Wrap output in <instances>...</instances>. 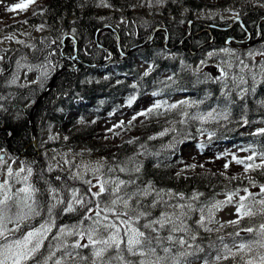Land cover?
Masks as SVG:
<instances>
[{"label":"trees","instance_id":"16d2710c","mask_svg":"<svg viewBox=\"0 0 264 264\" xmlns=\"http://www.w3.org/2000/svg\"><path fill=\"white\" fill-rule=\"evenodd\" d=\"M154 1L155 4H151V0H105L110 5L106 7L101 0H44L42 11L28 18L27 22L37 31L32 35L31 51L29 46L24 51L29 61L44 64L45 68L38 69V80L26 86L8 85L5 74L0 73V147L7 148L10 153L26 155L24 162H29L35 169L32 177L38 182L40 203L49 188L56 185L54 182L60 172L46 161V149L52 147L97 150L105 167L112 168L131 169L135 166L129 164L130 160L138 159L136 165L141 171L135 175L140 177L137 183L141 187L150 183L158 190L182 193L184 199L198 195V199L193 200L198 204L247 185L243 175L231 168H212L209 157L222 156L224 152L231 155L236 166L239 164L234 157L245 159L246 163H260L258 154L264 151V134H259V129L246 130L259 123L264 128V105L260 103L264 101V78L251 88H243L249 92L241 99L239 90L228 84L225 87L222 80H216L194 64L212 33L215 41L219 39L218 42L223 43L227 35L245 33V29L237 24L226 31L209 30L205 25L193 22V33L186 34L189 21L195 19L198 12L212 16L210 12L225 7L239 9L246 27L256 34L257 21L264 17V7L257 5L256 0ZM157 26L167 30L169 44H177L187 36L178 52L165 48V31H158L153 42L129 51L147 40ZM262 26L264 29V24ZM10 28V24L0 27V41ZM14 28L18 29L17 26ZM126 52L130 53L126 55ZM240 58L246 59L247 63L251 59L244 54ZM145 63L146 68L142 66ZM229 91L231 95L225 97L223 93ZM180 94L184 96H178ZM226 99L233 101L228 106L227 120L219 116L193 119L207 116L213 109L216 116L225 109ZM129 100H132L131 104ZM150 100L165 102L158 110L159 115L154 112L144 116L145 120L141 122L129 124L128 120L123 123V129L130 135L127 140L100 142L98 135L102 133L100 121L103 117L132 114ZM201 100L204 102L196 104ZM178 101L188 103L168 109V105ZM182 112L188 115L183 116ZM245 119L247 124L243 123ZM51 124L55 125L58 134L41 142L46 126ZM161 132L166 134L161 136ZM190 150L194 153L192 156L187 155ZM234 152L235 156L232 155ZM237 152L248 154L243 156ZM254 152L257 154L255 159L247 161ZM117 173L122 179L130 177L127 171ZM248 173L255 177L256 183L264 184V170H249ZM71 182V193L73 189L84 193L80 187L82 182L73 179ZM233 183L236 187L231 186ZM148 200L147 197L145 203ZM56 212V219L57 214L59 217L56 226L73 224L83 217L79 206L74 213L65 212L61 216ZM238 218L225 220L211 231L197 235L194 246L204 249L198 253L201 257L198 261L204 264L207 259L212 264L217 252L222 250L221 237L227 245L245 241L254 234L243 229H258L257 226L264 222L256 216L240 218L238 225L228 223ZM236 232L240 235H230ZM75 239L68 237L67 240L71 244ZM82 251L84 255L88 254L87 249ZM219 264H232V261L221 260Z\"/></svg>","mask_w":264,"mask_h":264},{"label":"snow or ice","instance_id":"6c2138e0","mask_svg":"<svg viewBox=\"0 0 264 264\" xmlns=\"http://www.w3.org/2000/svg\"><path fill=\"white\" fill-rule=\"evenodd\" d=\"M34 2L35 0H27V3L13 5L9 10H27L28 6ZM156 2L161 3L164 0H156ZM101 3L103 6H110L105 3V0H101ZM209 55L211 56L212 53ZM2 59L3 57H0V60ZM241 63L243 62L241 61ZM228 67L231 68L232 65L229 64ZM244 67L247 68L248 66L245 65ZM221 72L222 76L215 79L222 80L227 87L229 74L224 69H221ZM249 74L254 81L257 74L251 70ZM260 74L264 78V67H261ZM232 79L236 87L247 83L242 75L233 76ZM251 90L254 91V89ZM248 92L249 89H241L240 98L243 99ZM156 94L153 93V95ZM223 95L229 97L231 92H225ZM131 102L132 100H129V104ZM203 102V100L197 101L196 104ZM164 103L156 102L137 115L146 116L154 112L159 115L158 110L164 107ZM186 103L188 101H178L168 105V109H176ZM232 103V100L226 99L225 109L217 113L216 116H214L216 110L213 109L207 113V116H195L193 119H216L219 116L227 120L230 114L228 106ZM260 103L264 105V101H260ZM181 115L187 116L188 113L182 112ZM132 119L135 120L136 116H133ZM128 123L131 124V121ZM243 123L247 124L248 121L245 119ZM109 130L111 131V129ZM258 133L264 134V128L259 129ZM165 134V132H161L159 135ZM256 155L254 152L246 160L253 161ZM258 155L262 159L260 163L255 164L246 163L245 159L235 157L234 159L236 163L244 165L246 171L264 170V151ZM84 167L86 171H91L95 175L101 173L104 166L98 164L92 169H89L87 165ZM190 167H195V165H190ZM227 167L228 164H225V168ZM24 171L25 169H20V172ZM119 171L122 173L127 171L130 178L126 180L119 176L114 177L111 174L115 172V169L109 167L107 169L108 175L106 177L97 176L96 183L92 184L91 180H84L80 172H77L70 179L82 180L89 185L83 194L80 193L79 189H73L70 201L65 202L63 198L58 196V189L50 188L51 199L55 203L47 202L45 205H41L37 199V193L40 190L27 183L28 177L32 175L31 169H27L28 174L22 177L25 181V187L12 195L6 191L3 198H0V264H191L189 257L200 259L198 253H202L204 249L199 245H195L193 248V245L189 243V240H196L197 234L186 224L189 217L185 209L192 211V204L177 203L170 205L173 207L172 212L161 211L159 216H154L152 209L168 203L161 196L163 190L154 189L150 183L141 187L137 183L140 177L135 175L140 173V167L131 169L120 167ZM12 175V169L9 168L8 176L11 177ZM56 179L60 180L61 178L56 177ZM9 187L7 180L0 183V189H8ZM93 188L96 190L93 191ZM259 188L260 191L255 194L245 189L247 195L240 197L241 202L236 210L239 218L228 221L229 224L238 225L240 218L251 219L260 216L264 219V184L260 185ZM21 193L24 195L21 196ZM168 195L170 199L173 197H178L180 200L184 199L182 193H170ZM149 196L153 197L152 200L145 203ZM255 196L261 198L257 200ZM192 199H198V195H193ZM245 201L248 202L245 203ZM231 202L232 196H229L226 201H219L212 207L218 209L221 205ZM61 205V213H74L79 206L83 211V217L73 228L58 227L57 231L52 233L53 227H56L53 213ZM45 210L48 217L46 222L27 232L22 230L25 226L30 227L27 221L40 216L41 212ZM201 213H203V209H201ZM85 221H89V223L85 224ZM204 223L203 216L196 221L200 227H203ZM9 224H14V227L9 228ZM205 230L211 231V229ZM243 231L255 233L258 238L241 242L233 250L227 244H223L221 237L222 252L214 257L212 264H219L221 260H231L232 264H264V253L257 251L253 254L254 248L257 246L259 250H264V222L259 224L258 229L248 227ZM16 233L20 235L17 236ZM162 233L164 234L162 235ZM177 233L180 235H176ZM185 235L188 236V239L185 238ZM230 235L239 236L240 233L236 232ZM67 237H75L76 239L69 244ZM46 240L48 241L47 245L45 244ZM85 249L88 250L87 255L83 254L82 250ZM189 249L192 250L189 251ZM204 264H209V261L204 259Z\"/></svg>","mask_w":264,"mask_h":264},{"label":"rangeland","instance_id":"374dc122","mask_svg":"<svg viewBox=\"0 0 264 264\" xmlns=\"http://www.w3.org/2000/svg\"><path fill=\"white\" fill-rule=\"evenodd\" d=\"M213 2V1H210ZM259 2L264 6V0H259ZM27 3V0H0V27L5 24L11 25V30L8 31L4 39L0 41V57H3L2 60H0V73L3 72L6 76V80L9 78L11 79V83L21 86L29 85L35 81L38 80L39 72L38 69H44V64H34L33 62L29 61L27 58V54L25 53V48L29 46V51H31V43H32V35L37 31V28H33L30 23L27 22L28 18L32 16V14H35L36 12L42 11L44 8V0H35L34 3L30 4L27 8V10H21V9H15V10H9L11 6L16 4H22ZM151 4H155L154 0H151ZM145 5H148L146 3ZM154 8V7H152ZM217 12L210 14L212 17L216 15ZM203 14H206L205 12ZM232 15V17H236V15L232 12H224L221 15L222 19H227L228 15ZM218 16V15H217ZM15 26L18 27L14 28ZM31 26V27H30ZM10 37V38H9ZM20 41H23V43H20ZM245 51H235L234 49L226 48L223 49L222 52L226 54H232L236 53L235 56H240L242 53L247 54L252 58L249 66L247 68H243V72L245 74H237V72L232 73L229 69L228 65L231 64L232 67L234 66L232 63L227 62V58L221 55L219 56V52L216 50H212V48L207 49L203 52L204 57L198 58L195 61V64L199 67H202L204 71H207L209 74H211L213 77H219L222 76L221 69H224L228 74V82L234 83L232 77L233 76H240L242 75L245 80L249 81L250 78V70L251 72L255 69V65H258L259 70H261V67L264 65V43L258 45V44H252L247 46ZM209 53H212L210 56ZM202 54V53H201ZM37 58L39 55H36ZM202 56V55H200ZM13 59V60H12ZM229 59V58H228ZM10 60H12V63H10ZM203 61V63H201ZM9 63L4 66V64ZM144 68L148 67V65L142 64ZM215 67V70L213 69ZM44 72L43 70H41ZM238 82V81H237ZM239 86H242L240 84ZM182 95V94H181ZM179 96V95H178ZM183 96V95H182ZM160 102L158 101H152L150 100L148 103H144V105L139 106L135 113L123 115L121 113L116 116H106L103 117L100 121V131L102 133H99L98 138L100 139V142H122L124 140H127L130 138V135L127 134V132L123 129V123H127L128 120L134 123L141 122L145 120L144 116L137 115V113H140L146 109H148L150 106H152L154 103ZM139 111V112H138ZM133 116H136V119L133 120ZM115 126V127H114ZM259 128H262L263 124L257 125ZM111 129V131L109 130ZM58 131L56 130L55 125H47L45 128V133L41 137V142H43L45 139H48L51 135H57ZM67 148L65 146L62 147H52L50 149H46L47 151V157L46 161L50 165L51 168L54 170H66L69 173H66L65 176H63L62 181L59 183L58 186H51L50 188H56L58 189V195L62 197L65 202L70 201L71 199V189L70 186L73 185V182H71L70 177L74 176L75 173L80 172V174L83 176L84 180H91L92 184L96 183V177H106L108 175L107 169L110 167H105L104 160L100 156V154L97 152V150L94 149H72ZM71 150V151H70ZM6 152L7 156L5 159L0 158V183H4L5 180L8 181L10 187L8 189H0V198H3L5 192L9 195L15 194L19 189L25 187V181L22 179V177L26 176L27 169H31L32 175L28 177L27 183L33 185L35 188H37L36 182L33 181V175H35V169L32 167V165L27 162L25 163L23 159L16 158L11 154H8L7 150L3 147H0V154ZM222 156H212L209 157L211 164L213 165V168H220L225 167V164H228L227 168H231L235 172L241 173L245 180H247V185H245L246 189L249 192L252 193H258L260 191L259 186L262 185L260 183L255 182V177L251 176L248 172L245 170L244 165L239 164L235 165L234 160L232 159L231 155L229 154H223ZM194 153L192 150L187 152L188 156H192ZM237 154H243V156L247 155L248 153L244 152H237ZM235 156V152L232 154ZM198 158L201 159V157L198 156ZM258 160V159H256ZM138 159H131L129 164L137 166ZM98 164L103 165V169L101 170V173L93 174L91 171H86L85 165L88 166L89 169L95 168ZM120 167L124 166H116L113 167L115 169V172L111 175L118 174ZM12 169L13 175L11 177L8 176V169ZM112 168V167H111ZM127 168V167H126ZM20 169H25L24 172H20ZM19 173V175H17ZM119 175V174H118ZM122 177V176H121ZM123 178V177H122ZM82 182V185L80 187H83V192L87 190L89 185L85 184L82 180H77ZM245 187H241L240 189H237L236 191H233L232 193H226V194H219L217 195L212 201H210L207 204H196L195 201L192 199H184L180 200L178 199V203H190L192 204V211H188L185 209L188 215V219L186 220V224L191 228V230L197 234L207 232L205 229H212L217 223H221L225 220H231L234 219L236 216H238L237 213V207L239 205L240 197L246 196L247 192H245ZM49 188V189H50ZM93 191L96 189L93 188ZM80 191V190H79ZM170 194V193H168ZM21 196L24 195V193L20 194ZM229 196H232V202L231 203H225L221 205L218 209L213 208L212 206L216 204L219 201H226ZM47 197L51 199L50 192L48 190ZM175 198V197H173ZM172 198V199H173ZM260 196H255V199H260ZM164 199L168 201V203L165 205V210L162 211L166 212H172L173 207L170 205H175L177 203H170L169 195L164 196ZM251 199V198H250ZM39 200V199H38ZM50 202V201H49ZM248 201H245L247 203ZM51 203H55L54 200H52ZM41 205H45V203H42ZM60 207L58 206L55 211L56 213H59V215L62 216L63 213L60 212ZM201 209H203V213H201ZM203 216V219L205 221L204 226L200 227L196 224L197 220H200ZM53 218L56 221L58 220V214L57 219L56 216L53 214ZM48 219L46 211L44 213L41 212L40 216H36L29 221H27V224L30 225V227L25 226L23 227V231L27 232L31 230L32 228L39 227L41 223L46 222ZM79 222H75L73 224H66L62 225L59 223L56 227H53L52 233H55L57 231L58 227H66V228H73L76 226ZM89 223V221H85V224ZM9 228H13L14 224H9ZM259 228V225L257 226ZM17 236H19V233H16ZM51 235V234H50ZM176 235H180V233H177ZM185 238L188 239V236L185 235ZM253 238H258L254 236L251 238L248 236L245 241H239L234 242L231 244H228L230 248L235 250V248L239 245L241 242H248L252 240ZM68 239V237H67ZM68 241V240H67ZM190 243V241H189ZM191 244V243H190ZM194 248V247H193ZM192 249H189L191 251ZM257 251H260L261 253H264V250H259L258 246L257 248H254L255 254ZM222 252V250L218 251L217 254ZM216 254V255H217ZM188 259L191 260V264H201L200 261H196L195 258L189 257Z\"/></svg>","mask_w":264,"mask_h":264},{"label":"bare ground","instance_id":"6f19581e","mask_svg":"<svg viewBox=\"0 0 264 264\" xmlns=\"http://www.w3.org/2000/svg\"><path fill=\"white\" fill-rule=\"evenodd\" d=\"M158 28H161V26H158ZM193 30V29H192ZM192 30H190V31H188L187 32V36L191 33H193L192 32ZM239 34V33H238ZM236 35H237V33H236ZM155 36H156V33L154 32V30L151 32V34L148 36V38H147V41H148V43H150V42H153V40H154V38H155ZM185 39H186V36L185 37H183V39L181 40V41H185ZM210 41V40H209ZM201 46H202V44H201ZM207 49H210V46H208V48ZM206 49V50H207ZM222 56H224V57H226L227 58V62H229V63H232L234 66H239L240 68H245L244 66L245 65H247V60L246 59H244V58H240L239 56H235V55H230V54H226V53H222ZM229 58V59H228ZM241 61L243 62V63H241ZM230 72V71H229ZM231 72L232 73H235L236 71H232L231 70ZM238 74V73H237ZM7 84L8 85H10V84H13V83H11V79L9 78L8 80H7ZM14 85V84H13ZM40 98H41V96H40ZM40 98L37 100V102H39V100H40ZM37 139V138H36ZM12 155L14 156V157H16V158H20V159H26V155L23 153V152H21V153H18V154H15V153H12ZM25 155V156H24ZM206 165H208V164H206ZM212 165V164H211ZM136 167H140L139 165H137ZM210 167V166H209ZM212 168H213V165H212ZM141 169V168H140ZM66 170H60V172L57 174L58 175V177H60L61 179L60 180H57V181H55L54 182V184H56V185H53V186H58L59 185V183L62 181V178H63V176H65V174H63L64 172H65ZM66 173H69V172H67L66 171ZM130 178V177H129ZM236 183H233V184H231V186H233V187H236ZM154 189H156L155 187H154ZM245 189H246V187H245ZM158 190V189H157ZM159 190H161V189H159ZM163 190V192H161V196H167L168 195V193H171V191H170V189H162ZM193 197V196H192ZM192 197H187V198H189V199H192ZM149 198V200L146 202V203H148V202H150L151 200H152V196H149L148 197ZM44 200H41L42 201V203H47L48 201H49V198L46 196V198H43ZM214 199V197L213 198H211V199H209L208 201H206L204 204H207V203H209L210 201H212ZM193 200V199H192ZM170 203H178V200L176 199V198H171L170 200ZM168 202V201H167ZM196 204H198V203H196ZM165 205L166 204H162V205H160V206H158L157 208H155V209H152V212H153V215L154 216H159L160 215V212L165 208ZM198 205H200V204H198ZM165 210V209H164ZM255 210V209H254ZM46 211V210H45ZM54 213H55V210H54ZM53 213V214H54ZM164 233H162V235H163ZM197 234V233H196ZM198 235V234H197ZM190 241V243L192 244V245H194L195 243H194V241H191V240H189Z\"/></svg>","mask_w":264,"mask_h":264},{"label":"flooded vegetation","instance_id":"af4514ba","mask_svg":"<svg viewBox=\"0 0 264 264\" xmlns=\"http://www.w3.org/2000/svg\"><path fill=\"white\" fill-rule=\"evenodd\" d=\"M198 19L201 20V19H204V18H203V16L199 15V16H198ZM207 19H208V18H207ZM228 22H229V20H224V21H223V24H221V26H222V27L226 26ZM260 29H262V31H260V36H255V35L252 34V35L249 37L248 40H244L245 37H240V35L237 33V36H238V37H237L236 40L232 43V47H233V48H236V49H243V48H245V47H247V46H249V45L255 44V43L258 44V45L264 43V29H263L262 26H260ZM220 30H223V29H220ZM223 31H226V30H223ZM241 39H243L244 41H242ZM218 41H219V39H217V40L215 41V38H214V35H213V37H212V38L210 39V41H209V43H210L209 46H213V45L219 43ZM226 41H227V40H226ZM226 41L224 40V42H226ZM216 42H217V43H216Z\"/></svg>","mask_w":264,"mask_h":264},{"label":"water","instance_id":"95a60500","mask_svg":"<svg viewBox=\"0 0 264 264\" xmlns=\"http://www.w3.org/2000/svg\"><path fill=\"white\" fill-rule=\"evenodd\" d=\"M192 23L190 22V25H191ZM157 32V30L155 31V33ZM53 82V81H52ZM3 157H5V154H1V158H3Z\"/></svg>","mask_w":264,"mask_h":264}]
</instances>
